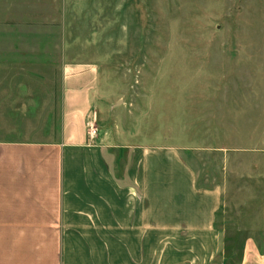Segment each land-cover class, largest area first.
Returning <instances> with one entry per match:
<instances>
[{"label":"rangeland","instance_id":"374dc122","mask_svg":"<svg viewBox=\"0 0 264 264\" xmlns=\"http://www.w3.org/2000/svg\"><path fill=\"white\" fill-rule=\"evenodd\" d=\"M64 3L54 52L32 58L55 93L40 123L53 110L57 124L62 60H95L98 125L150 144V230L118 234V264H240L249 238L264 252V0ZM129 158L120 148V177ZM186 163L200 205L216 190L214 231L162 232V180L185 182Z\"/></svg>","mask_w":264,"mask_h":264},{"label":"crops","instance_id":"0c3cea01","mask_svg":"<svg viewBox=\"0 0 264 264\" xmlns=\"http://www.w3.org/2000/svg\"><path fill=\"white\" fill-rule=\"evenodd\" d=\"M65 1L0 0V264H118V234L150 230V144H120L98 125L97 61L62 60L57 124L53 110L40 123L55 93L32 58L54 52L48 27ZM183 169L185 182L162 180V232L214 231L216 190L200 205L196 174ZM240 264H264L252 238Z\"/></svg>","mask_w":264,"mask_h":264},{"label":"built area","instance_id":"2783aa9c","mask_svg":"<svg viewBox=\"0 0 264 264\" xmlns=\"http://www.w3.org/2000/svg\"><path fill=\"white\" fill-rule=\"evenodd\" d=\"M88 127H89V137H90V139L95 138L97 136L98 129L94 125V123H93V121L91 119H89V121H88Z\"/></svg>","mask_w":264,"mask_h":264}]
</instances>
